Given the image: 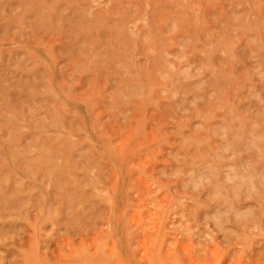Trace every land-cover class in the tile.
I'll list each match as a JSON object with an SVG mask.
<instances>
[{
  "label": "rangeland",
  "instance_id": "374dc122",
  "mask_svg": "<svg viewBox=\"0 0 264 264\" xmlns=\"http://www.w3.org/2000/svg\"><path fill=\"white\" fill-rule=\"evenodd\" d=\"M0 264H264V0H0Z\"/></svg>",
  "mask_w": 264,
  "mask_h": 264
}]
</instances>
